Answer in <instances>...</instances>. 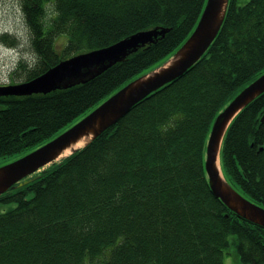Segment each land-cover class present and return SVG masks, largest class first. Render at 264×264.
<instances>
[{
  "label": "trees",
  "instance_id": "trees-1",
  "mask_svg": "<svg viewBox=\"0 0 264 264\" xmlns=\"http://www.w3.org/2000/svg\"><path fill=\"white\" fill-rule=\"evenodd\" d=\"M16 1L32 63L20 60L11 84L139 32H169L86 84L0 96V157L36 149L162 65L193 33L207 3ZM0 41L21 45L8 34ZM263 74L264 0H230L218 37L185 75L140 101L88 147L0 197V206L10 207L0 212V264H224L233 255L240 264H264V228L215 197L205 169L216 117ZM263 115L264 93L234 120L221 156L228 182L262 207Z\"/></svg>",
  "mask_w": 264,
  "mask_h": 264
},
{
  "label": "water",
  "instance_id": "water-1",
  "mask_svg": "<svg viewBox=\"0 0 264 264\" xmlns=\"http://www.w3.org/2000/svg\"><path fill=\"white\" fill-rule=\"evenodd\" d=\"M229 3L230 0H208L195 31L167 61L131 81L53 140L0 167V197L33 182L39 177L33 175L88 147L140 101L185 75L202 59L218 37ZM168 32L165 28H155L134 34L107 48L76 55L32 81L0 85V96L46 95L86 84L139 49L164 38ZM263 93L264 74L243 89L221 111L212 126L205 157L207 178L214 196L238 217L262 228L264 207L245 198L230 185L223 173L221 155L225 137L234 120Z\"/></svg>",
  "mask_w": 264,
  "mask_h": 264
},
{
  "label": "rangeland",
  "instance_id": "rangeland-1",
  "mask_svg": "<svg viewBox=\"0 0 264 264\" xmlns=\"http://www.w3.org/2000/svg\"><path fill=\"white\" fill-rule=\"evenodd\" d=\"M47 10V20L51 21L55 16L53 6L49 5ZM4 34L15 36L21 43L19 48L12 49L0 41V85H10L13 72L17 67L19 61L23 59L28 63H30V61L32 63V54L28 41V31L23 20L20 5L16 0H0V37ZM61 38H64L65 41H67L66 36H62ZM92 110L80 117L78 120L74 121L63 131L73 126L75 123L89 114ZM22 156L14 155L8 157H0V167L13 162ZM9 208L10 207L0 206V212H5ZM238 260L239 259L233 255L230 257H226L224 259V264H240Z\"/></svg>",
  "mask_w": 264,
  "mask_h": 264
}]
</instances>
